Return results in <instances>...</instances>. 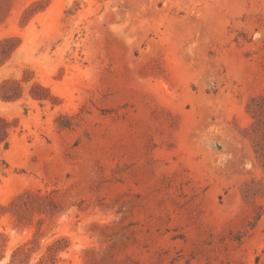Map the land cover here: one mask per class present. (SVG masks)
<instances>
[{"label":"rangeland","instance_id":"rangeland-1","mask_svg":"<svg viewBox=\"0 0 264 264\" xmlns=\"http://www.w3.org/2000/svg\"><path fill=\"white\" fill-rule=\"evenodd\" d=\"M0 264H264V0H0Z\"/></svg>","mask_w":264,"mask_h":264},{"label":"trees","instance_id":"trees-1","mask_svg":"<svg viewBox=\"0 0 264 264\" xmlns=\"http://www.w3.org/2000/svg\"><path fill=\"white\" fill-rule=\"evenodd\" d=\"M5 134H7L5 128L0 126V145L4 143V145L7 146L8 142L7 138L5 137Z\"/></svg>","mask_w":264,"mask_h":264}]
</instances>
